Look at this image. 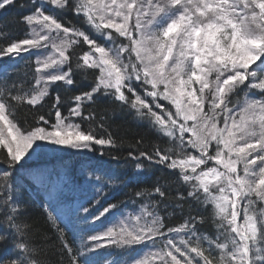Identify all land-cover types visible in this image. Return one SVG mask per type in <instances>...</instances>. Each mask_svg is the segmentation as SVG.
Listing matches in <instances>:
<instances>
[{"label":"snow or ice","instance_id":"6c2138e0","mask_svg":"<svg viewBox=\"0 0 264 264\" xmlns=\"http://www.w3.org/2000/svg\"><path fill=\"white\" fill-rule=\"evenodd\" d=\"M16 6L0 0V12ZM19 7L23 37L0 44V264H53L49 251L55 264H264V0ZM117 112L156 142L113 151L125 143L110 130ZM49 151L98 158L67 219L44 208L54 241L29 219L19 183L23 172L29 187H59L57 170L30 171ZM105 156L132 162L135 183Z\"/></svg>","mask_w":264,"mask_h":264},{"label":"trees","instance_id":"16d2710c","mask_svg":"<svg viewBox=\"0 0 264 264\" xmlns=\"http://www.w3.org/2000/svg\"><path fill=\"white\" fill-rule=\"evenodd\" d=\"M21 3L27 4L28 0H17L16 7L0 12V33L7 34V39L5 36L0 35V44L7 43L11 39H19L23 37L25 26L19 22V18L25 14L27 9H21L19 7V4ZM68 19L72 23H78V21L72 17L71 14H69ZM26 71H28V69H25L23 62H21L19 66L20 75L23 77ZM15 76L16 73H13L12 77L15 78ZM76 79L78 89H87L89 87L90 81L85 80L82 75H78ZM54 94L55 93H53V95ZM42 111H47V105ZM16 117L21 125L32 123L30 113L18 110ZM109 119L111 124L110 130L112 131L114 137L118 140L119 138H124L125 141L122 147L113 151L125 155L129 150L127 146L128 142L133 141V138H139L141 136L146 140L144 145L145 148L148 147L147 142H156L154 139L155 134L146 125H143L140 121H138L133 115L117 112L115 116H111V114H109ZM97 131L99 132L100 130L98 129ZM50 153L46 152L42 155V157L31 161L30 163L32 167L30 171L57 170L60 172L62 177L58 188H47L39 184H34L32 187H29L31 177L23 172L20 174L23 179H20L19 183L24 189L22 199L26 204L29 219L38 230L41 232H47L54 241L55 234L52 233L49 225L46 223L44 208L47 207L48 203H50L55 212L63 213L67 219L70 215V208L74 206L76 201L83 199L84 194L80 189V185L83 184L87 178V174L84 170L95 166L98 163V158L92 153H89L87 156L73 154L70 151ZM101 163H103L105 168L111 167L114 171H119L120 173L125 174V178L129 184L135 183V180L131 179L134 171L132 162L126 164L123 160H121L119 166L117 167L116 162L110 161L109 157L105 156ZM159 175L161 174L156 172L154 175L147 177L144 186L150 185L155 180L156 176ZM161 179L163 182L169 180L170 178L167 175H164ZM84 186L87 187L86 184ZM130 190L131 189H127V191ZM60 193H62V197L60 196ZM121 198L126 199V197ZM61 199H63V203H60ZM174 220H178V218H174ZM202 230L208 233H215V227L210 222L203 226ZM136 254V252L131 253L129 258L135 256ZM49 258L53 261V264H55L58 259L55 255H52L50 251Z\"/></svg>","mask_w":264,"mask_h":264},{"label":"rangeland","instance_id":"374dc122","mask_svg":"<svg viewBox=\"0 0 264 264\" xmlns=\"http://www.w3.org/2000/svg\"><path fill=\"white\" fill-rule=\"evenodd\" d=\"M51 151H49V152H47V153H50ZM53 152H51L50 154H52ZM40 157H42V155L41 156H39V157H37L36 159H38V158H40ZM63 188V187H62ZM132 257H130L129 259H131Z\"/></svg>","mask_w":264,"mask_h":264}]
</instances>
